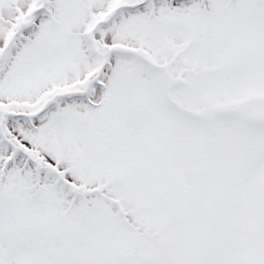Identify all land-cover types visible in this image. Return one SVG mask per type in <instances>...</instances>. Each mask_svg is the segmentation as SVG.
Returning a JSON list of instances; mask_svg holds the SVG:
<instances>
[{
    "label": "snow or ice",
    "instance_id": "6c2138e0",
    "mask_svg": "<svg viewBox=\"0 0 264 264\" xmlns=\"http://www.w3.org/2000/svg\"><path fill=\"white\" fill-rule=\"evenodd\" d=\"M0 264H264V0H0Z\"/></svg>",
    "mask_w": 264,
    "mask_h": 264
}]
</instances>
